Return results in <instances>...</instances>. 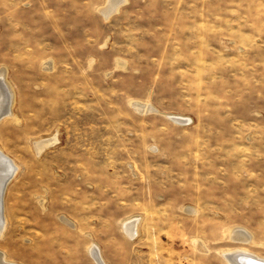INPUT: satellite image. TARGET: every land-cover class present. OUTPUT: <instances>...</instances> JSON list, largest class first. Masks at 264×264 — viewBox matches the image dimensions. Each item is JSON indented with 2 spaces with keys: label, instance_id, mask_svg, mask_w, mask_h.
Here are the masks:
<instances>
[{
  "label": "rangeland",
  "instance_id": "374dc122",
  "mask_svg": "<svg viewBox=\"0 0 264 264\" xmlns=\"http://www.w3.org/2000/svg\"><path fill=\"white\" fill-rule=\"evenodd\" d=\"M110 2L0 0L13 94L0 149L18 166L0 251L18 264H97L93 244L106 264L264 257V0Z\"/></svg>",
  "mask_w": 264,
  "mask_h": 264
},
{
  "label": "bare ground",
  "instance_id": "6f19581e",
  "mask_svg": "<svg viewBox=\"0 0 264 264\" xmlns=\"http://www.w3.org/2000/svg\"><path fill=\"white\" fill-rule=\"evenodd\" d=\"M120 3V0H111L110 5L104 9L106 12L113 11L116 9V6ZM123 3V2H122ZM5 71V70H4ZM5 73L0 72V119L6 117L12 113L11 104H12V93L5 82ZM143 105V104H142ZM145 105V104H144ZM147 110V109H146ZM179 122H188L190 119L181 118V117H173ZM44 140V139H43ZM39 142V141H38ZM55 141H47L46 143L37 144L39 147L38 150H41L48 147L51 144H55ZM43 152V151H42ZM40 153V152H39ZM16 164V163H15ZM14 164V161L10 159L1 149H0V234L6 228L7 220L5 215V205H4V195L6 192V188L11 179L15 176L18 166ZM137 224L138 219L134 218L124 223L125 231L131 236H135L137 234ZM241 230V229H240ZM243 231V230H242ZM244 232V231H243ZM243 232H237L235 235L236 238H240L242 240H248ZM246 234V232H245ZM245 236V237H244ZM248 236V235H247ZM250 240V239H249ZM244 242V241H243ZM249 242V241H247ZM251 242V241H250ZM91 254L96 260L97 264H106L104 258L101 256L100 250L96 244H93L90 247ZM224 257L227 261L232 264H251L253 261L264 263V257L257 256L254 253L249 252L247 249H234L223 253ZM6 254L0 251V264H18L15 262H9L6 260Z\"/></svg>",
  "mask_w": 264,
  "mask_h": 264
},
{
  "label": "water",
  "instance_id": "95a60500",
  "mask_svg": "<svg viewBox=\"0 0 264 264\" xmlns=\"http://www.w3.org/2000/svg\"><path fill=\"white\" fill-rule=\"evenodd\" d=\"M242 264H244V263H242ZM246 264H247V263H246ZM251 264H264V263H262V262H256V261L254 262V261H253Z\"/></svg>",
  "mask_w": 264,
  "mask_h": 264
},
{
  "label": "crops",
  "instance_id": "0c3cea01",
  "mask_svg": "<svg viewBox=\"0 0 264 264\" xmlns=\"http://www.w3.org/2000/svg\"><path fill=\"white\" fill-rule=\"evenodd\" d=\"M99 248V247H98ZM100 250V249H99ZM101 253V252H100ZM102 256V255H101ZM105 261V260H104Z\"/></svg>",
  "mask_w": 264,
  "mask_h": 264
}]
</instances>
